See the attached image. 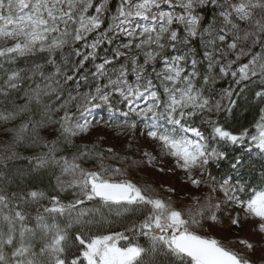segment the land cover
<instances>
[{
	"label": "snow or ice",
	"instance_id": "6c2138e0",
	"mask_svg": "<svg viewBox=\"0 0 264 264\" xmlns=\"http://www.w3.org/2000/svg\"><path fill=\"white\" fill-rule=\"evenodd\" d=\"M117 40L88 91L68 87L102 44ZM36 53L44 62L30 74L0 78V264H255L256 245L217 239L203 225L227 215L264 236V171L246 178L240 159L219 178L210 171L227 158L223 145L264 158V107L240 130L213 119L250 85L264 102V0H0V60ZM114 99L127 108L122 127L143 125L152 150L207 191L175 201L106 163L117 156L112 148L77 143L95 126L92 110H113ZM49 126H57L51 140L40 135ZM36 147L45 151L21 156ZM21 158L48 172V191L4 183ZM113 212L142 218L105 234Z\"/></svg>",
	"mask_w": 264,
	"mask_h": 264
},
{
	"label": "trees",
	"instance_id": "16d2710c",
	"mask_svg": "<svg viewBox=\"0 0 264 264\" xmlns=\"http://www.w3.org/2000/svg\"><path fill=\"white\" fill-rule=\"evenodd\" d=\"M115 8V3L112 4ZM209 7H212L209 5ZM122 40L126 41V37H122ZM121 40H117L113 44L105 42L97 49V56L95 59H90L85 62L83 69L74 81L69 82L68 87L76 88L79 86L81 91H88L89 87L94 83L93 73L95 72L96 65L101 63L103 59L110 58L113 51L119 46ZM44 54L36 53L24 57H18L13 61H2L0 60V78L4 77L6 73H10L13 70L21 71L22 73L30 74V69L35 64H41L44 62ZM72 59H79L72 57ZM121 63L124 61L121 60ZM116 67L119 64L115 65ZM86 77V79H84ZM106 82V81H100ZM229 85V79L219 81L216 84V89L227 88ZM258 90L255 85H250L249 88L242 93L239 97L234 96L236 99V105L232 108L231 112L223 111L218 116H213V119L219 120L226 127L232 130H240L243 127H248L254 123L259 116V109L264 107V102H259L254 98V92ZM22 95V92L20 93ZM115 109H119L118 111ZM127 111V108L117 103V100H113V110H110L107 105H102L100 108L93 109V116L90 120L93 121L94 127L90 129L88 133H85L82 138H78L77 143L96 142L100 148H112L117 154L116 158L109 159L106 163L114 167H122L126 171V178L131 179L133 182L140 185H151L152 188L156 189L161 195H167L166 189L158 181L156 172L145 162L141 156V150L137 142V137L144 132L143 125H138L137 128L131 129L128 127H122L124 125L126 117L123 116V112ZM199 121H197V124ZM57 126H49L48 129H43L40 132L41 136L46 139H53L58 133L54 131ZM204 130L210 131L206 126H203ZM98 130L99 135H95L94 132ZM5 139L4 136L0 135V142ZM129 144L132 147H129ZM111 145V146H110ZM221 151L227 153V158L220 161V167L217 168L215 164L210 166V171L217 178L225 175L229 172L231 163H234L237 159L242 161V167L239 171L247 178L251 176L255 181L259 173L264 171V158L257 155L255 152H250L246 146L241 145H223ZM22 157H30L38 154L45 149L36 147L31 149H19ZM127 157V159H122ZM7 172L8 179L4 180V183L11 181V189L16 190L17 185L23 188H40L45 191L49 190V174L47 171H41L39 174L32 172V166L27 159H18L13 161L9 168L5 170ZM124 178V177H117ZM51 194V193H50ZM175 201L187 202V197L172 196ZM63 199H71L70 194H64ZM42 203H47L43 201ZM88 206H92L89 204ZM34 208L36 206H33ZM106 212V210H105ZM107 214V212H106ZM142 217L136 214H126L121 217L115 216V213L110 216L112 220L111 225H105L101 231L105 234L110 232H119L131 226L133 221L139 220ZM226 221L223 224L228 227L227 221L230 219L227 215H221V221ZM218 220V221H219ZM216 221L215 223H217ZM212 222L204 223L203 227L208 228V234L213 227ZM231 225V224H230ZM234 228V226H232ZM95 231V230H94ZM75 230L73 232L74 236ZM143 242V241H141ZM254 261V257L250 254ZM256 264V263H255Z\"/></svg>",
	"mask_w": 264,
	"mask_h": 264
},
{
	"label": "rangeland",
	"instance_id": "374dc122",
	"mask_svg": "<svg viewBox=\"0 0 264 264\" xmlns=\"http://www.w3.org/2000/svg\"><path fill=\"white\" fill-rule=\"evenodd\" d=\"M93 114L92 110L88 118L91 119ZM94 134L101 135L98 130ZM137 142L141 150V156L147 165L156 172L158 181L166 189L167 195L189 198L192 195H200L202 192L207 191L205 188L196 189L192 186L190 181L186 179L185 172L177 168L171 158L163 156L158 149L153 151L151 147L152 142L146 137L144 132L137 137ZM143 151L151 152L155 159L149 162L148 158L143 155ZM168 189H174V192H169ZM232 215L235 216L236 213L233 212ZM224 222L226 223L223 219V221L219 220L217 223L210 224L213 227H211L209 234L225 242L236 239H247L250 243L256 245L255 250L250 252V254L254 257L256 264H261V256L264 255V236L255 231L254 224L242 221L239 226L230 225L229 219L227 221L228 227H225Z\"/></svg>",
	"mask_w": 264,
	"mask_h": 264
}]
</instances>
